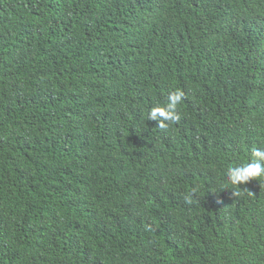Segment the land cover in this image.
<instances>
[{
    "label": "trees",
    "instance_id": "obj_1",
    "mask_svg": "<svg viewBox=\"0 0 264 264\" xmlns=\"http://www.w3.org/2000/svg\"><path fill=\"white\" fill-rule=\"evenodd\" d=\"M260 146L264 0H0V264H264Z\"/></svg>",
    "mask_w": 264,
    "mask_h": 264
},
{
    "label": "clouds",
    "instance_id": "obj_2",
    "mask_svg": "<svg viewBox=\"0 0 264 264\" xmlns=\"http://www.w3.org/2000/svg\"><path fill=\"white\" fill-rule=\"evenodd\" d=\"M184 98L185 93L180 89L169 92L164 103H156L149 109L147 119L157 120L160 129H168L170 124L180 119L177 106ZM251 156L252 158L243 165L226 169V176L233 184L255 178L264 179V146L254 148Z\"/></svg>",
    "mask_w": 264,
    "mask_h": 264
}]
</instances>
